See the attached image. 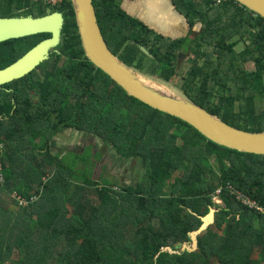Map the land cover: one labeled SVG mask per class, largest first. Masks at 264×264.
I'll list each match as a JSON object with an SVG mask.
<instances>
[{
    "label": "trees",
    "instance_id": "trees-1",
    "mask_svg": "<svg viewBox=\"0 0 264 264\" xmlns=\"http://www.w3.org/2000/svg\"><path fill=\"white\" fill-rule=\"evenodd\" d=\"M170 1L199 28L189 42L163 41L119 0H92L109 50L224 123L264 131V20L233 0ZM47 10L63 14L60 44L28 75L0 87V264H264V155L218 146L127 96L85 58L68 0H0V17ZM48 37L0 43V69ZM180 50L188 55L178 86ZM72 131L92 141L80 154L53 155L50 144ZM28 145L45 165L27 168L25 159L36 156ZM102 148L141 169L133 186L95 180L94 162L106 167ZM210 208L214 222L197 237V252L161 251L189 242Z\"/></svg>",
    "mask_w": 264,
    "mask_h": 264
},
{
    "label": "water",
    "instance_id": "water-1",
    "mask_svg": "<svg viewBox=\"0 0 264 264\" xmlns=\"http://www.w3.org/2000/svg\"><path fill=\"white\" fill-rule=\"evenodd\" d=\"M264 20V0H233ZM81 48L85 58L107 75L127 96L159 112L177 118L212 143L241 153L264 155V131L249 132L232 127L204 108L191 102L181 92L154 77L123 63L107 47L97 23L92 0H69ZM64 17L55 11L44 16L0 17V43L48 34L11 64L0 69V87L18 80L49 59L61 41ZM179 91V90H178ZM216 210L200 217L201 225L188 233L189 242H177L162 252L179 254L197 252V237L214 222Z\"/></svg>",
    "mask_w": 264,
    "mask_h": 264
},
{
    "label": "rangeland",
    "instance_id": "rangeland-1",
    "mask_svg": "<svg viewBox=\"0 0 264 264\" xmlns=\"http://www.w3.org/2000/svg\"><path fill=\"white\" fill-rule=\"evenodd\" d=\"M165 1L169 2L168 7L170 10V13L177 16L172 9L171 1L170 0H165ZM124 2H125V0H119V3H117V4L119 5V7H121L123 9V3ZM149 2H150V6L148 8L149 12L142 14L143 12L141 10V11L137 12V15L139 16V18L142 17V19L139 21H141L144 25H147V27H150V29L153 30L154 35L155 34L157 36L161 35V37H165V39H163V41L168 40L171 42H173L175 40H182L184 38L187 40V42H189L190 40L193 39V37L195 36V31H198L199 28L197 27L195 29L194 27H190V31L188 29L189 32L187 34H185V20L183 19L184 17L175 9L174 6H173V8L178 13V15L180 14L182 16V17L177 16V24H176V28H174L175 31H169L165 28L158 26L161 30L166 31V34L162 35L161 33L156 32L154 30V28L152 29L153 26L154 27L156 26L153 24V21L158 19V12H157L156 6H160L161 0H149ZM49 12L50 11L47 10V13H49ZM34 13L37 14L35 7L33 8V14ZM33 14H32V16H33ZM174 32L175 33H182L183 32V33L177 37L176 35L175 36L173 35ZM164 44L168 45L167 43H164ZM238 48L239 49L243 48V45H240ZM141 50L143 51V49H141ZM187 55H188V51H182V50L178 51L179 62H177V68L178 69H177V79H176V81H178L177 82L178 86H180V82L182 80L181 77L184 75L185 70H186V65L185 64L183 65L182 61L185 60V57ZM148 65L149 64L146 62L143 63V67L145 69H146V67H148ZM140 72H142V71H140ZM142 73H147V70H144V72H142ZM166 84H168L171 88L176 90V92L180 93V91H178V89L175 88L174 86H172L171 84H169V83H166ZM36 100H37V95L35 94L32 96L31 101H36ZM87 114H89V113H87ZM73 133H75V132L74 131H72L71 133L66 132L65 134H61V135L57 136V138H56V139H58L57 142H61V143L62 142H65V143L70 142V140L72 138H74ZM79 135H82V134H79ZM52 144L53 143H51L50 146H52ZM6 146H7V143H6ZM72 148H73V151L75 154H80L82 152V150H84L86 147H84V149H81L80 144L79 145L75 144L74 146H72ZM30 149L33 150L34 148L29 146L28 150H30ZM39 151L40 150L35 148L34 152L36 153V156L33 158L28 157L27 159H25L26 162L29 164V166L27 168H37L38 165H45L41 161L38 160ZM63 151H64V149H60L57 151H52V153H53V155H59V156L63 157L64 155H66V153H63ZM100 152H101V158H104V156H105L107 159L105 161L106 167L104 169L99 168L100 167V161H97L98 163L94 162V166H93L94 176L97 175L95 180L100 181L101 178H106V179H109L113 184H115L117 186L120 185L124 188H127L128 186H133L135 179L137 180V178L135 177V173H138V172L140 173L141 169L140 168H129L132 166L133 161L121 162V160H119L118 157L113 152L111 153L109 148H107V149L102 148L100 150ZM90 162H93V159H90ZM77 166H78L77 168H82L83 165L81 162L77 161ZM56 167H57V165L55 163H53L50 168H56ZM19 168H26V167L24 165V166H20ZM134 169H137L138 171L135 172ZM214 201H215L216 205H221L220 200L214 199ZM3 204H4V199L0 198V206H3ZM141 208L147 214L150 213V210L146 206L141 205ZM182 214L184 215L185 212H183ZM34 217H35V214H34ZM144 226H146V225L144 224ZM30 229L34 230L33 222L30 224Z\"/></svg>",
    "mask_w": 264,
    "mask_h": 264
},
{
    "label": "crops",
    "instance_id": "crops-1",
    "mask_svg": "<svg viewBox=\"0 0 264 264\" xmlns=\"http://www.w3.org/2000/svg\"><path fill=\"white\" fill-rule=\"evenodd\" d=\"M168 4L169 2H166L165 0H161L160 6H156L158 12V19L153 21V24L156 26L155 27L153 26L152 29L154 28L156 32L161 33L162 35H165L166 31L161 30L159 27L165 28L169 31H175L174 28H176L177 16L182 17L180 14H179L180 16L178 15V13L173 8V5H172V9L177 16L171 14ZM149 6H150L149 0H125V2L123 3V10L126 11L129 15L133 16V18L141 20L142 17L139 18L137 12L141 10L143 12L142 14L149 12L148 10ZM185 25H186V21H185ZM181 34L182 33H175V32L173 33V35L174 36L176 35L177 37L180 36Z\"/></svg>",
    "mask_w": 264,
    "mask_h": 264
},
{
    "label": "flooded vegetation",
    "instance_id": "flooded-vegetation-1",
    "mask_svg": "<svg viewBox=\"0 0 264 264\" xmlns=\"http://www.w3.org/2000/svg\"><path fill=\"white\" fill-rule=\"evenodd\" d=\"M188 29L190 31V27H189V25L186 22V25H185V34H187L189 32ZM195 29H196V27H195ZM54 50H52V52ZM77 137H79V138H72L70 140V142H68V143H65V142H62L61 143V142L54 141L53 144H52V146L50 148H51L52 151H57V150H60V149H64L63 153H66V154L68 152H70V151L74 153L72 146H74L75 144H77V145L80 144L81 145V149H82L83 146H85L86 144H88V142H91L92 141V139L89 138V137L82 136V137H84L83 138L84 140L83 139L81 140V138H80L81 136H77ZM103 159H106V158L104 157Z\"/></svg>",
    "mask_w": 264,
    "mask_h": 264
},
{
    "label": "built area",
    "instance_id": "built-area-1",
    "mask_svg": "<svg viewBox=\"0 0 264 264\" xmlns=\"http://www.w3.org/2000/svg\"><path fill=\"white\" fill-rule=\"evenodd\" d=\"M29 1L35 2V3L40 2V3L44 4V5L53 6L55 4L62 3L64 0H29ZM225 1L226 0H213V2L215 4H221V3L225 2ZM255 208L260 209V211H261V208H259L256 205H255Z\"/></svg>",
    "mask_w": 264,
    "mask_h": 264
},
{
    "label": "clouds",
    "instance_id": "clouds-1",
    "mask_svg": "<svg viewBox=\"0 0 264 264\" xmlns=\"http://www.w3.org/2000/svg\"><path fill=\"white\" fill-rule=\"evenodd\" d=\"M65 1V0H64ZM63 1V2H64ZM69 1V0H68ZM226 1H228V0H226ZM224 3V2H223ZM58 4H60V3H58ZM222 4V3H221ZM93 5V4H92ZM216 5H218V4H216ZM220 5V4H219ZM95 10V9H94ZM98 23V22H97ZM16 201H17V203L19 204V205H21V204H24L25 202L23 201V199L22 198H20V197H17L16 199H15Z\"/></svg>",
    "mask_w": 264,
    "mask_h": 264
}]
</instances>
